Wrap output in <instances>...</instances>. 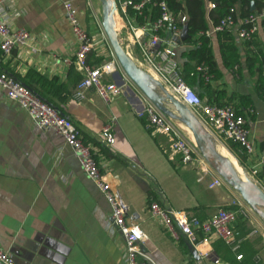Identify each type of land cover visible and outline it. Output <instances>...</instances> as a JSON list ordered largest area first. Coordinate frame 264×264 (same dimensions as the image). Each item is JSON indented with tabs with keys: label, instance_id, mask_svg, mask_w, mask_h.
Here are the masks:
<instances>
[{
	"label": "crops",
	"instance_id": "1",
	"mask_svg": "<svg viewBox=\"0 0 264 264\" xmlns=\"http://www.w3.org/2000/svg\"><path fill=\"white\" fill-rule=\"evenodd\" d=\"M64 1L5 0L0 5V19L32 33L30 46L15 48L7 56L0 48V68L35 89L75 122L93 146L128 220L146 231L148 239L143 247L157 264H260L264 260V237L261 228L253 227L247 216L240 215L234 224L243 237L238 250L213 239L211 247L216 254L203 256L184 236L172 237L161 217L152 215V200L202 219L221 207H239L243 202L226 180L211 186L218 173L215 168L216 172L204 173L201 165L184 163L165 152L141 113L149 98L121 66L107 74L108 79L124 85L123 93L110 103L94 89L87 90L84 97L77 95L83 71L69 61L76 57L78 41ZM71 1L78 9L80 23L89 32L100 34L96 16L102 20L101 1ZM207 8L211 9L209 1ZM121 34L124 46L129 44L128 34L124 30L119 31ZM237 37L241 51L238 72L223 65L219 44L214 40L222 71L214 84L222 90L221 99L230 100L248 115L255 151L246 154L238 149L237 155L229 145H222L246 173L257 169L259 175L264 165V98L257 90L258 72L247 59L251 45ZM257 40L264 46L263 29ZM101 49L94 54L103 57L107 50ZM93 56L89 55L90 62L95 61ZM237 94L250 96L252 108L247 97ZM203 98L207 100V96ZM108 123L114 133L112 143L102 136ZM0 244L19 264H128L123 235L111 227L110 203L84 173L74 150L52 128L38 126L1 88ZM239 253L243 258H237Z\"/></svg>",
	"mask_w": 264,
	"mask_h": 264
},
{
	"label": "built area",
	"instance_id": "2",
	"mask_svg": "<svg viewBox=\"0 0 264 264\" xmlns=\"http://www.w3.org/2000/svg\"><path fill=\"white\" fill-rule=\"evenodd\" d=\"M4 1L0 0V5ZM149 1L116 0L117 12L124 22V32L129 36L130 43L125 47L130 55L179 100L191 107L205 128L219 141L225 145H229L230 140L237 141L243 152L253 154L255 143L247 115L238 112L230 104L208 102L182 74L178 45L174 44L173 40L180 37L183 26L187 22V14L181 9L171 10L166 0H162L158 3L160 16L152 24H137L129 18L128 5L132 4L135 8L141 9L145 2ZM64 5L78 41L76 57L69 61L74 62L83 71V78L78 84L76 93L79 97H84L87 90L94 89L104 102L110 103L123 93L124 85L107 78V74L113 73L120 63L103 23L100 17L96 16L101 32L100 34L91 33L80 23L78 9L73 2L66 0ZM209 7H215V3L209 1ZM234 12L235 9L231 8V11L218 24H212L209 29L201 33L212 35L228 28L235 29L242 40L255 38L261 30L260 20L264 17V7L242 19V23L246 25L236 23ZM161 31L167 33L162 34ZM31 41L32 33L27 28L14 26L5 19H0V48L4 55H10L15 48L30 46ZM104 43L109 47L105 55L110 59L97 65L90 64L88 55L93 51L101 53ZM205 68L208 67L205 66ZM0 88L5 91L10 100L24 108L38 126L52 128L62 135L66 143L74 150L84 173L96 182L110 203L111 227L123 235L127 263L157 264L143 247L148 239L146 231L139 223L128 220L120 199L95 157L93 146L84 139L75 122L2 68H0ZM141 113L146 118L148 129L160 140L165 152L171 158L178 156L184 163L199 164L204 173L216 172L202 154L194 136H190L185 131L180 120L165 113L150 99ZM102 136L107 143L114 141L111 123L104 126ZM257 173V169H254L248 175L264 188V177H259ZM222 183H225V179L217 173L211 186ZM149 210L152 215L161 217L166 231L172 237L180 239L184 236L203 256L216 254L211 247L213 239L222 240L233 250H238L241 246L243 237L234 225L240 215L247 216L246 207L241 202L239 207H221L211 217L205 219L190 215L183 209L168 208L158 200L150 202ZM237 258H243V254H237ZM215 260L219 261V258ZM0 264H19L1 244Z\"/></svg>",
	"mask_w": 264,
	"mask_h": 264
},
{
	"label": "trees",
	"instance_id": "3",
	"mask_svg": "<svg viewBox=\"0 0 264 264\" xmlns=\"http://www.w3.org/2000/svg\"><path fill=\"white\" fill-rule=\"evenodd\" d=\"M134 1L140 2L142 0ZM160 1L162 0L145 2L141 9L135 8L132 4L128 5L127 12L129 18H132L137 24H152L160 16V7L158 4ZM208 1L215 3V7L209 9V11L207 8ZM166 2L171 10L177 11L181 9L187 14L186 23L189 28L190 37L180 44V46L182 45L181 49H179L178 45L181 71L186 81L202 97L207 96L208 102L230 104L238 112L245 114L243 110L233 105L230 100L221 99L222 90L214 84V81H217L222 76V71L214 50L215 39L219 44L223 65L237 72V69L240 68L241 51L236 30L228 28L219 30L215 33V37L213 34L208 35L205 32L201 33V31L209 29L211 24H218L231 11V8L235 9L234 17L236 23L246 25L242 23V19L251 13L260 11L264 7V0H166ZM260 25L264 31V17L260 20ZM119 31L123 32L121 25ZM161 33L166 34L167 32L161 31ZM257 36L252 39H245L246 44L248 46L251 45L249 50L246 51V54L247 59L251 61L254 69L258 72L257 90L259 95L264 98V46L257 40ZM89 55H94V62H90ZM89 55L88 61L90 64L97 65L101 63L103 57L96 56L94 52H91ZM205 66L208 68L206 69ZM237 66L238 68L236 69ZM31 89L37 92L35 89ZM233 94L235 95L236 93L234 92ZM39 95L45 99L41 94ZM237 95L240 98L245 96L243 94ZM245 97H247L249 108L251 109L252 99L250 96ZM229 146L239 155L238 149H241V145L237 141L230 140ZM261 148L264 150V140L261 142ZM259 177H264V165L261 173H259Z\"/></svg>",
	"mask_w": 264,
	"mask_h": 264
},
{
	"label": "water",
	"instance_id": "4",
	"mask_svg": "<svg viewBox=\"0 0 264 264\" xmlns=\"http://www.w3.org/2000/svg\"><path fill=\"white\" fill-rule=\"evenodd\" d=\"M100 1L102 4L103 27L125 73L160 109L173 118L180 120L191 129L206 160L229 184L238 190L249 202H257L264 206V188L252 180L247 174L246 179L242 178L231 164L229 158L216 149L212 142V139L215 138H213L204 127L191 107L179 100L159 80L154 78L152 74L140 66L130 55L117 34V26L114 21V12H116L118 8L116 0ZM189 37V28L187 23H185L180 37L175 38L173 43L180 45Z\"/></svg>",
	"mask_w": 264,
	"mask_h": 264
},
{
	"label": "rangeland",
	"instance_id": "5",
	"mask_svg": "<svg viewBox=\"0 0 264 264\" xmlns=\"http://www.w3.org/2000/svg\"><path fill=\"white\" fill-rule=\"evenodd\" d=\"M97 1V0H96ZM100 21H102L101 20V18H100ZM120 28V27H119ZM119 28L117 27V31L119 30ZM118 34H119V31H118ZM120 39H122V34L120 35ZM123 41H124V43H126V39L125 38H123ZM105 44V46H104V48H105V50H108L109 49V47H108V45L106 44V43H104ZM106 52V51H105ZM110 59V57L109 56H107V55H104L103 56V58H102V61L104 62V61H106V60H109ZM101 61V62H102ZM121 66V65H120ZM182 123V126H183V128L185 129V131L191 136H193V134H191V133H189L188 132V130L186 129V124H184L183 122H181ZM188 127V126H187ZM217 139V138H216ZM216 139H214L215 141L214 142H216L215 144L217 145H221V146H223L224 144L221 142V141H219V140H216ZM223 144V145H222ZM217 145V146H218ZM219 147L218 146V151L221 153V154H223V151H222V149H224L223 147ZM225 146V145H224ZM226 148H227V146H226ZM223 155H225L226 157H228L229 159H230V155L229 154H223ZM237 159V158H236ZM240 164V163H239ZM241 165V164H240ZM213 167V166H212ZM241 171L242 172H240L244 177H246V174L248 175V173H246L245 171H244V169L243 168H241ZM252 180H253V178L250 176V175H248ZM238 191V190H237ZM238 193L240 194V198H241V200H242V202H243V204L245 205V207H246V211H247V218H246V220H248L249 221V223L253 226V227H259V228H261V231H260V234H261V236L262 237H264V235H262L263 233H264V206L263 205H261V204H259V203H257V202H254V203H252V202H249L248 200H246L245 198H244V196L238 191ZM263 262H264V260H262V262L260 263V264H263Z\"/></svg>",
	"mask_w": 264,
	"mask_h": 264
},
{
	"label": "bare ground",
	"instance_id": "6",
	"mask_svg": "<svg viewBox=\"0 0 264 264\" xmlns=\"http://www.w3.org/2000/svg\"><path fill=\"white\" fill-rule=\"evenodd\" d=\"M116 13V17H114V21H115V23H116V26L119 28L120 27V25L123 27V30H124V22H123V20H122V18H121V16L118 14V12H114V14ZM117 20V21H116ZM121 23V24H120ZM117 34H118V31H117ZM119 36V35H118ZM186 127V126H185ZM186 129L188 130V132L189 133H191L192 131H191V129L189 128V127H186ZM191 134H193V133H191ZM215 140L214 139H212V142H213V144H215L216 142H214ZM218 145V144H217ZM219 147L221 146V145H218ZM221 147H223L224 149H222V151H223V154H229L231 157H230V162H231V164L233 165V167L235 168V170L237 171V173L242 177V178H244V179H246V177H244L240 172H242L241 171V168L239 167V164L236 162V160H235V158H234V156L231 154V152L227 149V148H225L224 146H221Z\"/></svg>",
	"mask_w": 264,
	"mask_h": 264
}]
</instances>
